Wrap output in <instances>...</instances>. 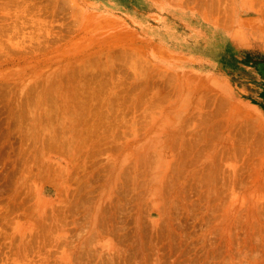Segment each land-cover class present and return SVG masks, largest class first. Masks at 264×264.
<instances>
[{
	"label": "rangeland",
	"instance_id": "374dc122",
	"mask_svg": "<svg viewBox=\"0 0 264 264\" xmlns=\"http://www.w3.org/2000/svg\"><path fill=\"white\" fill-rule=\"evenodd\" d=\"M260 8L0 0V264H264L261 59L206 80Z\"/></svg>",
	"mask_w": 264,
	"mask_h": 264
},
{
	"label": "crops",
	"instance_id": "0c3cea01",
	"mask_svg": "<svg viewBox=\"0 0 264 264\" xmlns=\"http://www.w3.org/2000/svg\"><path fill=\"white\" fill-rule=\"evenodd\" d=\"M254 13H246L243 16L238 14L234 15L235 26L231 27L228 33L229 40L232 45L226 44L223 49V59L221 60L222 72H213L210 74V78L207 77V82L212 83V90L216 92L219 99L221 98H232L236 101H244L249 99L247 97L235 96L237 84L235 80H232L233 75H238L241 71H247L255 62V59H261L260 64L263 68L261 74L264 78V9L259 11H252ZM243 20V23H242ZM169 50L165 49V52ZM251 52L260 53L261 57H254L247 59ZM245 53V54H244ZM183 57V55H181ZM199 75V73H194ZM202 80V79H199ZM209 84V83H208ZM259 114L264 116V105L259 104Z\"/></svg>",
	"mask_w": 264,
	"mask_h": 264
},
{
	"label": "bare ground",
	"instance_id": "6f19581e",
	"mask_svg": "<svg viewBox=\"0 0 264 264\" xmlns=\"http://www.w3.org/2000/svg\"><path fill=\"white\" fill-rule=\"evenodd\" d=\"M238 106H239V105H238ZM241 107H242V106H241ZM247 112H248V111H247ZM247 112H246V114H247ZM238 113H239V114H238ZM241 113H242V114H243V113L245 114V112H243V111H241ZM244 114H243V115H244ZM248 114H250L251 116L253 115L252 117H257V116H258V115H257L258 113L256 114L255 112H248ZM237 115H238L237 117L243 116V115H240V112H239V111L237 112ZM260 117H261V116H260ZM250 118H251V117H250ZM242 119H243V118H242ZM244 119H245V118H244ZM244 119H243V120H244ZM246 119H247V118H246ZM251 122H252V121H251ZM259 123H262V122H259ZM262 124H263V123H262ZM262 124H259V125H261V127H262ZM250 125H251V124H250ZM257 128L259 129V127H257ZM263 128H264V127H263ZM263 128H261V131H260V132H262V135H263V133H264V132H263L264 130H262ZM258 129H256V130H258Z\"/></svg>",
	"mask_w": 264,
	"mask_h": 264
}]
</instances>
